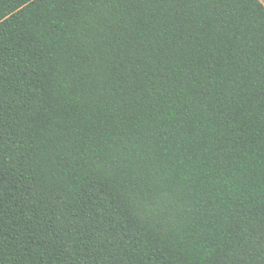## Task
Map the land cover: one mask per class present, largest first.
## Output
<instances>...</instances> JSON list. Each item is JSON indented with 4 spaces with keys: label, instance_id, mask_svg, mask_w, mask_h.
<instances>
[{
    "label": "trees",
    "instance_id": "trees-1",
    "mask_svg": "<svg viewBox=\"0 0 264 264\" xmlns=\"http://www.w3.org/2000/svg\"><path fill=\"white\" fill-rule=\"evenodd\" d=\"M0 264H264L260 0H0Z\"/></svg>",
    "mask_w": 264,
    "mask_h": 264
},
{
    "label": "crops",
    "instance_id": "crops-1",
    "mask_svg": "<svg viewBox=\"0 0 264 264\" xmlns=\"http://www.w3.org/2000/svg\"><path fill=\"white\" fill-rule=\"evenodd\" d=\"M261 1V0H260ZM262 4L264 5V2H262Z\"/></svg>",
    "mask_w": 264,
    "mask_h": 264
},
{
    "label": "snow or ice",
    "instance_id": "snow-or-ice-1",
    "mask_svg": "<svg viewBox=\"0 0 264 264\" xmlns=\"http://www.w3.org/2000/svg\"><path fill=\"white\" fill-rule=\"evenodd\" d=\"M261 2H264V0H261Z\"/></svg>",
    "mask_w": 264,
    "mask_h": 264
}]
</instances>
